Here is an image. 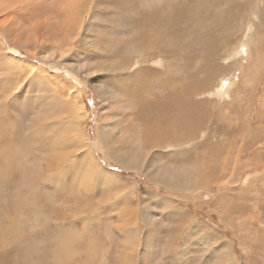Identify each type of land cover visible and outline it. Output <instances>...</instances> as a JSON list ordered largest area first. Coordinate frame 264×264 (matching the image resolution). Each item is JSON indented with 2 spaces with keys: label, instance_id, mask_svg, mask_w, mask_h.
I'll return each mask as SVG.
<instances>
[{
  "label": "rangeland",
  "instance_id": "1",
  "mask_svg": "<svg viewBox=\"0 0 264 264\" xmlns=\"http://www.w3.org/2000/svg\"><path fill=\"white\" fill-rule=\"evenodd\" d=\"M0 264H264V0H0Z\"/></svg>",
  "mask_w": 264,
  "mask_h": 264
},
{
  "label": "bare ground",
  "instance_id": "2",
  "mask_svg": "<svg viewBox=\"0 0 264 264\" xmlns=\"http://www.w3.org/2000/svg\"><path fill=\"white\" fill-rule=\"evenodd\" d=\"M243 46H245V45H243ZM245 52H247V51H245V49H242L241 51L239 50V52H238V54H239V56L241 55V54H244ZM246 54V53H245ZM236 56V55H235ZM240 57H242V55L240 56ZM231 85H232V82L228 79V81H225L224 83H223V85H222V91L220 92V93H218V97H220V98H227V92L229 91V89H230V87H231ZM230 95V94H229ZM217 97V98H218ZM230 97V96H229ZM58 141V140H57ZM16 153V152H15ZM12 154H13V152H12ZM9 165V164H8ZM5 167V166H4ZM252 168V167H251ZM249 169V168H248ZM35 174V173H34ZM38 174V173H37ZM33 176V175H32Z\"/></svg>",
  "mask_w": 264,
  "mask_h": 264
}]
</instances>
